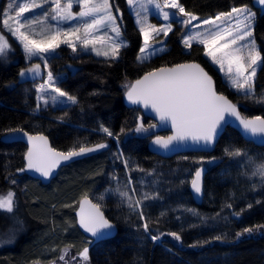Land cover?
Masks as SVG:
<instances>
[{
  "label": "trees",
  "instance_id": "obj_1",
  "mask_svg": "<svg viewBox=\"0 0 264 264\" xmlns=\"http://www.w3.org/2000/svg\"><path fill=\"white\" fill-rule=\"evenodd\" d=\"M112 2L128 41L118 59L75 53L69 46L60 47L50 57L54 73H61L58 85L76 97L75 104L40 106L35 81L20 76L26 67L24 54L11 36L10 44L15 48L0 55V193L14 191L18 201L13 213L0 214V227L8 225L11 216L27 227L15 245L0 250V264H32L42 254V245L52 243L75 254L88 248L89 264H264V227H259L264 226V181L252 175L251 163L264 162V146L246 140L230 127L212 152L161 157L148 147L157 126L150 132L134 131L140 121L145 127L157 125L156 121L140 108L129 106L126 99L130 86L145 73L197 61L214 76L218 91L236 102L244 116H264V103L257 102L264 97V68L257 69L255 95L246 98L206 56L204 45L194 40L189 48L182 43V37L191 33L197 20L247 6L254 13L253 37L264 57V9L256 0H178L198 19L185 26L175 18L166 37L162 34L149 41L161 50L150 58L145 53L138 60L143 36L133 13L135 7L131 8L127 0ZM151 21L163 24L162 17ZM101 125L118 139L103 133ZM15 129L44 133L62 151L97 143L107 147L64 166L56 178L43 183L18 171L24 169L27 145L17 137L18 132L12 131ZM234 149H241L242 155L227 154L226 150ZM202 166L207 168L204 194L202 202L197 203L190 185ZM141 172L154 174L157 181V197L141 198V210L113 197L99 199V193L112 185V175L124 180L132 177L138 184L140 174L144 175ZM84 196H90L117 224L116 236L94 242L80 230L76 209ZM245 228L253 231L244 232ZM160 233L164 234L160 240H151V235ZM170 233L179 234L181 240ZM237 233H241L239 238Z\"/></svg>",
  "mask_w": 264,
  "mask_h": 264
},
{
  "label": "snow or ice",
  "instance_id": "obj_2",
  "mask_svg": "<svg viewBox=\"0 0 264 264\" xmlns=\"http://www.w3.org/2000/svg\"><path fill=\"white\" fill-rule=\"evenodd\" d=\"M44 2L47 3L48 0H44ZM127 2L131 8H134L137 3L146 8L144 0H127ZM51 3L54 5L51 19L57 21V26L49 34H41L40 39L33 38L34 35H37L35 33L29 35L25 31H21L29 20L28 17L24 16V13L38 6L34 2L32 4L24 3L16 11L15 17L8 16L3 20V28L15 37L22 46L26 59L31 60L33 57L42 59L45 61V67H47L44 54L54 52L60 44H67L75 51L77 42L84 50L95 52L97 56H104L106 59L112 60L119 58L120 49L126 47L127 44L121 37L120 25L116 23L117 17L112 14L109 0H75V3L81 9L75 14L71 11L73 8L72 0H67L64 5L61 4V0H51ZM146 3L153 4L157 9L162 8L157 0H146ZM259 3L264 5V0H259ZM163 7L178 11L172 13L163 11V21L165 23L160 27L148 24L147 18L141 17L137 13L139 31L143 36V46L139 49L141 55L137 56L138 60H141L145 53L150 58L158 50H161L151 45L149 41L161 34L166 37L172 31V17H176V22L185 26L191 25L192 21L198 19L194 14L186 12L178 0H164ZM44 15L46 20L48 14L45 13ZM181 16L184 18L182 19ZM70 20H79L80 24L69 30H62L59 27V22ZM253 20L254 14L247 6L233 7L227 13H220L214 18L201 21V24L210 26L206 33H189L182 37V43L185 47L190 48L194 40L204 45L206 56L210 57L213 63L219 66L220 71L225 72L231 86L246 98L255 95L254 80L256 72L258 68H264V57L257 49L253 37ZM10 21H14L15 26ZM193 27H199V25ZM81 29L83 30L82 35ZM109 33H113L115 36H110ZM97 45H101L103 50ZM5 50L12 49L8 40L0 35V55H3ZM40 70L41 65L34 64L22 70L20 76L23 78L31 74L36 77L40 75ZM47 88H51L56 94L51 97L52 101H57L59 97H66L71 103H77L76 97L55 86L51 71L47 73V80L40 84L37 89L38 101H43L45 104L48 103V100L40 93ZM126 97L131 104H142L145 108L150 107L156 113L160 122L171 124L174 130L173 135L166 138L156 136L153 141L154 145L162 149H169L174 142L187 140L196 143L203 141L205 144H211L220 134L223 123H226V115L235 117L243 130L252 136H264V118L256 116L248 119L241 116L237 110V105L231 103L225 96L216 93L211 77L198 64H181L172 68H160L148 72L142 79L137 80L135 84L130 86L126 92ZM257 102L264 103V97ZM37 107H39V104ZM156 126L150 124L145 127L143 122L140 121L134 131L137 133L150 132ZM12 131L23 132L22 129ZM101 131L109 137L118 139L115 133L103 125H101ZM121 132L123 133L124 129H121ZM23 134L27 136L32 145L26 153V168L40 173L45 178L52 174L53 169L61 161H69L74 157L107 147L105 143H97L90 147L79 145L78 149L74 147L67 152H58L48 146L46 137L32 136L26 132ZM226 152L230 156L242 155L241 149L226 150ZM125 166H128L127 161H125ZM18 171H25V169H19ZM252 175L259 176L261 181H264V163L256 165ZM128 183L131 184V179ZM191 187L195 193H201L200 170L196 171L195 178L191 181ZM116 191L122 198L128 200L130 208L133 207L132 198L127 191L121 192L119 189H116ZM147 198L145 196V199ZM99 199L103 200L104 196H100ZM140 203V201H135L137 206ZM15 206V194L13 192L9 191L5 195H0V210L13 213ZM228 207H231V205H228ZM79 215L80 226L91 233L93 237L102 235V230L112 228V224L101 211L100 205L92 203L87 198L82 201ZM140 216L141 219L144 218L143 212H140ZM143 227L146 233L149 232L147 222L143 224ZM243 231L251 233L253 229L245 228ZM163 235V233L151 235L150 238L155 242L160 240ZM169 235L177 241L181 240V236L177 233H170ZM240 235L241 233H237V238ZM215 239H221V237H215ZM4 242L11 241H0V243ZM79 256L87 261L88 248H84ZM60 259L63 260L64 256L62 255Z\"/></svg>",
  "mask_w": 264,
  "mask_h": 264
},
{
  "label": "rangeland",
  "instance_id": "obj_3",
  "mask_svg": "<svg viewBox=\"0 0 264 264\" xmlns=\"http://www.w3.org/2000/svg\"><path fill=\"white\" fill-rule=\"evenodd\" d=\"M33 2L38 6L33 7L30 9L29 12L24 13V16L28 17L29 20L25 24V27L21 29V31H25L26 34H29V35H33V33H35L37 35H34L33 38L40 39L41 34L46 35V34H49L51 31L55 30V28L57 26V21H53L51 19L52 8L54 7V5L51 3V0H48L47 3H45L44 0H5L3 3H0V35H3L5 37V39L8 40L9 44H10L9 36H11V34L6 29L3 28V20L5 18H7L8 16L15 17L16 11H18V8L20 6H23L24 3L32 4ZM66 2H67V0H61L62 5H64ZM72 2H73V8L71 11L74 14L78 13L81 10L80 7L75 3V0H72ZM144 2L146 4V8L141 7V4L137 3L135 5V10L133 13L135 14L136 19H138L137 13H139L141 17H146L148 24H152V25L157 24V23L152 22L151 20L153 17H155L156 19H159V17L163 18V11H168L170 13L178 11L176 9L163 7L164 0H157V2H159L162 6L161 9H157L153 4H147L146 0H144ZM109 3L111 5L112 14L117 17L116 23L120 25L121 37L126 42V44L128 45V41L126 40L124 32H123V25H122V22H121L120 17H119V11L114 7L112 0H109ZM45 13L48 14V18L46 20H45V15H44ZM175 18L176 17H172V23L174 22ZM181 18L183 19L184 17L181 16ZM85 19H90V18H85ZM203 20H205V19L197 20L196 23L193 24V26L199 25V27H193V30L191 31V33H206L207 32V30L210 26L201 24L200 22ZM10 23H12L13 26H15L14 21H10ZM163 23H165V22L163 21ZM79 24H80L79 20L61 21V22H59V27L62 30H69L70 28H73ZM157 25H158L157 27H160L162 25V23L157 24ZM187 26H189V25H187ZM82 34H83V30L81 29V35ZM109 35L113 36V37L115 36V34H113V33H109ZM11 37L19 44V42L16 40L15 37H13V36H11ZM10 46H11L12 50H5V53L3 55L8 54L9 51H13V49L15 47H13L11 44H10ZM19 46H20V49L23 51L22 46L20 44H19ZM62 46H68V45L67 44H60V46L58 48H56L54 50V52H52L50 54H44V56L46 57V61H47V67H45V61L42 59H39L36 57H33L31 60L26 59L25 53L23 51L24 61H25V65H26L25 69L31 67L34 64H40L41 65V70H40L39 76L33 77L31 74H29L26 77H23V79H29L31 81H35V86L38 89L39 85L44 83V81L47 80V73L49 71H51L53 74V77H54L55 86L59 87L62 91H64L58 85V81H59L58 79H59L61 73L55 74L53 69L51 68V64H50V57L53 56L54 54L58 53V49ZM97 47H101L103 50V47L101 45H97ZM70 48H72V47H70ZM123 48L124 47H122L120 49V55H121V51ZM159 48H163V46H161ZM74 52L75 53H79V52L91 53V54L95 55L96 57L105 58L104 56H97L95 54V52H92L90 50H84L82 48V46L79 44V42H77V47H76V50ZM245 54H246V51H245ZM142 59H143V57H142ZM40 95H43L44 98L46 100H48L47 104H45L43 101H38V103L42 107H45L48 105L59 106V105L71 104V102L68 101L66 97H59L57 101H52L51 97L53 95H56V94L52 91L51 88H47L45 91L40 93ZM164 135H166V134H164ZM12 137H15V134ZM211 160H213V159H211ZM211 160H208V161H211ZM251 163H253V171H254L256 165H259V164L264 163V162L251 160ZM141 173H143V172H141ZM114 177H116V176L112 175V185L110 187H107L105 190L101 191L99 193V197L102 195L104 196V199H106L107 197H110V198L113 197L115 199H119L124 204L129 205L128 200L126 198H122L119 195V193L116 191V189H119L121 192L127 191L129 196L132 198L133 207L136 209H139V210L142 209V199L141 198H143L144 200H147L149 198H156L157 197V195H156L157 181H156L155 175L152 173H147L144 175L140 174L141 178H140L138 184H136L134 182L132 177H129L128 180L120 179L119 177H116L114 179ZM254 177L260 178L259 176H254ZM129 179H131V184L128 183ZM8 192L9 191L4 192V193H0V195H5ZM11 192H13L15 194V203H16L15 209H16L17 202H18L17 196H16V193L14 191H11ZM145 196H147L148 198L145 199ZM135 201L141 202L139 204V206H137L135 204ZM2 213L6 214L7 212L4 210H0V214H2ZM7 215H10V214L7 213ZM11 217H12V219L9 220L10 223L8 225L0 227V241H11V242L0 243V250L5 248V247H10V246L15 245L17 240L19 239V237L27 229V227L24 225V223L19 218H16L15 216H11ZM42 251L43 252L40 255L39 259H37L32 264H89V257H88V260L85 261V260H83L82 257L79 256V254H75L69 248L61 249L57 243L42 245ZM57 254H59L58 257L50 259L53 255H57ZM62 255L64 256L63 260L60 259V257ZM74 257H75V259H73Z\"/></svg>",
  "mask_w": 264,
  "mask_h": 264
},
{
  "label": "water",
  "instance_id": "obj_4",
  "mask_svg": "<svg viewBox=\"0 0 264 264\" xmlns=\"http://www.w3.org/2000/svg\"><path fill=\"white\" fill-rule=\"evenodd\" d=\"M256 2H257V4L262 9H264V5H261L259 3V0H256ZM181 64H198L200 66V68H202L204 70V72H206L211 77V79L213 81V85H214V90L216 91V93L219 94V95L225 96L231 103L237 105V110L240 112L241 116L246 117V116H244L242 114V111H241L239 105L236 102H234L228 95H226V94L218 91L214 76L200 62H197V61H187V62H182V63L175 64V65L163 66V67H160V68H172V67H175V66L181 65ZM160 68H157V69H160ZM157 69H155V70H157ZM155 70H152V71H155ZM147 73H145L144 75H142L141 77H139L138 79H136L133 82V84H135V82L137 80L142 79ZM126 99H127V97H126ZM127 103H128L129 106H136V107L140 108L143 111V113L148 118H151L154 121H156V123H157V134L154 135L149 140L148 147H149V150L152 153H155V154H157V155H159L161 157H164V158H171V157H174L175 155H178V154H181V153H188V152H205V153L212 152L216 148V146H217V144H218L221 136L230 127L236 129L237 131H239L246 140L251 141V142H254L258 146H264V136H261V135L252 136L250 133H247V132H245L243 130L242 126L239 124V121L236 120L235 117H231V116H227L226 115V118H225L226 119V123H223V128L220 131V134L216 137V139L211 144H205L203 141H201L199 143H196V142H193L191 140H187V141H184V142H174L173 145L170 146L169 149H162L159 146L154 145L153 144V141H154V139H155L156 136H161V137H165L166 138L167 136L173 135L174 134V130L172 129L171 124L170 123H162V122H160L158 116L156 115V113L150 107L149 108H145L142 104L134 105V104H131L128 100H127ZM256 116H260L261 118H264V116H262V115L248 116L246 118L252 119V118H254ZM163 132H168V134H166V135L161 134ZM23 133L24 132H18L17 133V137L19 139L23 140L24 143L27 145V152H28L29 148H31L32 145L29 142L27 136H25ZM28 134L29 135H32V136H44V137L47 138V142H48V146L49 147H51L52 149H54V150H56L58 152H67V151H62V150L56 149L52 145V142H51L50 138L46 134H44V133H28ZM93 153L94 152L86 153V154L81 155L79 157H74L73 159H71L69 161H61V163L55 169H53L52 174L49 177H47V178L42 177L40 173L35 172L34 170H28L26 168V165H27L26 156H25V166H24V169H25V172L27 174H29L31 177L36 178V179H40L43 183H48V182H50L51 180H53L54 178L57 177L59 171L64 166L69 165V164H71V163H73V162H75L77 160L86 158V157L92 155ZM198 170L201 171V186H202V191L199 194L195 193L194 190L192 189L191 185H190V189H191V192H192V194H193V196L195 198V201L197 203H201L202 200H203V194H204V175H205V172H206L207 168L205 166H202ZM193 178H195V175H194ZM85 198H87L88 200H90L92 203L97 204L90 196H84V197H82L80 199L79 204H78V207L76 209V219H77V224H78L80 230L86 236L92 238L94 240V242H100L102 240H106V239H109V238H112V237L116 236L117 233H118V226H117V224L115 222H113L111 219H109L107 217L105 211L102 208H101V211L103 212L105 218L112 224V228L110 230H102V232H103L102 235L97 236V237H93L91 233L87 232L83 227L80 226V223H79L80 215H79V213H80L82 201Z\"/></svg>",
  "mask_w": 264,
  "mask_h": 264
}]
</instances>
